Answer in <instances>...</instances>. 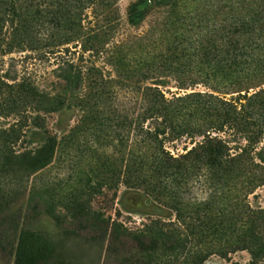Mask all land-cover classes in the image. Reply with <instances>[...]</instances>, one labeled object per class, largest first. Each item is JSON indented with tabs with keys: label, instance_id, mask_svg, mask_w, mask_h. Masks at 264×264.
<instances>
[{
	"label": "trees",
	"instance_id": "16d2710c",
	"mask_svg": "<svg viewBox=\"0 0 264 264\" xmlns=\"http://www.w3.org/2000/svg\"><path fill=\"white\" fill-rule=\"evenodd\" d=\"M119 2L0 0V254L67 264L68 241L92 264H264V208L247 201L264 189V0H131L125 17ZM32 53L51 89L2 69ZM67 110L79 120L53 133ZM120 186L174 218L131 230L92 208Z\"/></svg>",
	"mask_w": 264,
	"mask_h": 264
},
{
	"label": "rangeland",
	"instance_id": "374dc122",
	"mask_svg": "<svg viewBox=\"0 0 264 264\" xmlns=\"http://www.w3.org/2000/svg\"><path fill=\"white\" fill-rule=\"evenodd\" d=\"M131 0H120L118 6L122 17H125L126 8ZM2 69L15 71L17 75L27 77L34 81L38 86L46 89L53 87L54 79L51 74L53 65L47 58L41 57L37 54H19L13 55L12 59L4 58ZM80 118V113L77 110L62 111L57 114H51L47 118V124L53 133L66 132L72 127ZM182 144L176 143L170 145L169 149L178 151L182 148ZM17 149H20L19 146ZM195 198H202L205 196L204 191L197 187L191 191ZM107 197H98L92 203V208L100 210L104 213L106 218H111L123 226L135 230L141 228L142 224L146 223L149 218H160L163 220L173 219L174 215L171 211L161 207L151 198L146 196L139 190L129 189L124 186L118 187L116 190V198L111 199V195ZM247 201L253 208H264V189H258L255 193L248 196ZM49 219L43 217L42 224L39 231L47 235L49 230H52L54 225L50 223ZM37 227V226H36ZM48 230V231H47ZM40 232V233H41ZM54 243L58 240L53 235H49ZM53 243V244H54ZM30 244L34 248V252L48 251L46 240L43 238H34L30 240ZM63 252L65 253V260L67 264H92L91 261L95 256V250H90L81 244L67 241ZM249 260L247 252H236L229 255L227 258L219 256H212L203 264H230L233 262L246 263ZM0 264H12L8 258L0 254ZM114 264V263H112Z\"/></svg>",
	"mask_w": 264,
	"mask_h": 264
}]
</instances>
